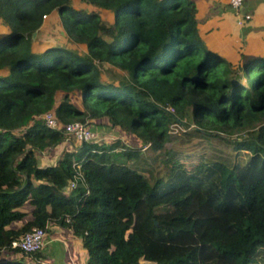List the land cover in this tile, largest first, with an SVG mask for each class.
<instances>
[{
  "label": "trees",
  "instance_id": "obj_1",
  "mask_svg": "<svg viewBox=\"0 0 264 264\" xmlns=\"http://www.w3.org/2000/svg\"><path fill=\"white\" fill-rule=\"evenodd\" d=\"M79 1L0 0V264H46L43 245L10 242L51 225L80 238L84 264H264V51L232 62L213 50L195 0ZM53 11L81 50L33 47ZM110 67L117 79L102 76ZM48 110L135 144L92 129L96 141L41 164L72 138L44 124ZM192 137L234 154L186 167L165 142Z\"/></svg>",
  "mask_w": 264,
  "mask_h": 264
},
{
  "label": "crops",
  "instance_id": "obj_2",
  "mask_svg": "<svg viewBox=\"0 0 264 264\" xmlns=\"http://www.w3.org/2000/svg\"><path fill=\"white\" fill-rule=\"evenodd\" d=\"M195 5L199 34L205 43L220 55L232 62H237L240 59V52L262 53L264 51V0H242L238 12L250 13V18L243 24L236 23V11L230 8L228 0H195ZM49 15L53 14L49 13ZM39 29L36 32L37 39L43 36ZM38 43L35 42L33 47L41 49L44 44L37 45ZM50 227L52 233L44 240V258L50 260L57 258L56 263L53 261V264H75L77 258L72 256L70 250L73 248L72 244L78 243L80 250L85 251L80 238L73 235L70 229L58 225ZM64 233L67 234L68 244L64 243L66 240L59 238ZM49 243L50 246H47ZM68 248H70L69 252ZM58 250H61L63 255L60 263ZM84 254L83 262L79 264H84L86 253Z\"/></svg>",
  "mask_w": 264,
  "mask_h": 264
},
{
  "label": "rangeland",
  "instance_id": "obj_3",
  "mask_svg": "<svg viewBox=\"0 0 264 264\" xmlns=\"http://www.w3.org/2000/svg\"><path fill=\"white\" fill-rule=\"evenodd\" d=\"M72 3L75 4V6H79V5H84L82 2H80L79 0H72ZM240 7V6H239ZM100 12V16L103 20L105 21H111V13L108 10H104V9H98ZM238 12V11H237ZM51 14L53 15H49L47 14L45 17H43V20L41 25H40V31L42 32V35L39 39H37V36L34 32V36H33V45L35 44V42H39L37 45H43V47H45L48 44H60L63 46H71L73 48H76L77 50H81L80 45L78 44H73V43H69L67 41V39L64 37V32L63 29L61 28V24L60 21L58 19V15L56 12H51ZM243 24V23H242ZM2 23L0 22V30L2 28ZM40 40V41H39ZM82 46V45H81ZM41 47V48H43ZM5 69L4 70H0V74L5 73ZM122 71L115 68V67H110V69L108 70H104L102 71V76L103 77H107L109 79H117L118 78V74H121ZM73 101H77V98L75 95L71 96ZM95 120V119H94ZM93 121L88 120L87 123L90 124L89 126L95 128L96 125H94L92 123ZM92 128V129H93ZM97 132L98 135H101L103 138L102 140H106V141H112L114 140L117 136V134L120 133H116L114 130L110 129V130H101V128H96L93 129ZM181 131V130H179ZM174 131H172L173 133ZM171 133V132H170ZM174 133H179V132H174ZM121 135V139L126 142V144H135L132 142V140L128 137V136H124L122 134ZM119 138V137H118ZM78 145V141L74 140L73 138H68L66 139V141L64 142H60L58 143L56 146L52 147L51 149L49 148H45L43 149L41 152H39L38 154V161L41 164H45V163H49V162H53L55 160V158L60 154V152L65 149V148H71L72 146ZM166 146H173V148L177 151V153H179V157L178 159L183 162L185 164L186 167H191L198 159V157L202 154V155H206V154H216L220 151H223V153H227L229 154V156L231 157L232 154H234V152L231 149L230 144H225L222 141H220L217 138L211 137V138H204V137H192L191 140L189 142L186 143H181V144H177L175 142V140H170V141H166L165 142ZM144 147V146H143ZM143 150V148H142ZM144 151V150H143ZM52 233L51 231V227L49 228V230H46L45 232V237L50 235ZM67 234L64 233V235H60V239L62 238L63 240H66L68 237L66 236ZM56 242V241H54ZM67 243V240L66 242ZM72 244L73 248L70 250V248H68V252L70 250V253L72 254L73 257L77 258L75 260V264H79L81 261L83 262V256L85 257V251L80 250V244ZM45 245L43 244L41 251L43 250V247ZM50 246V243L47 245ZM46 246V247H47ZM48 248V247H47ZM45 251V248L44 250ZM62 251L58 250L57 254H58V258H59V263L61 262L60 259H62L61 255ZM61 255V256H60ZM57 257V255H55ZM74 258V259H75ZM57 258L54 259H49L46 261H41V262H45L46 264H53V261L56 263ZM35 262V260L33 261Z\"/></svg>",
  "mask_w": 264,
  "mask_h": 264
},
{
  "label": "built area",
  "instance_id": "obj_4",
  "mask_svg": "<svg viewBox=\"0 0 264 264\" xmlns=\"http://www.w3.org/2000/svg\"><path fill=\"white\" fill-rule=\"evenodd\" d=\"M242 0H228L230 8L236 11V23L242 24L250 18L248 12H237ZM43 122L50 128L62 127L64 134L74 138L76 141H96L98 138L92 129L84 123L74 120L62 124L54 116L52 111L48 110L42 114ZM169 132H176L178 129L184 128L177 122H172L169 126ZM74 186V180H69L67 187ZM45 231L41 227L32 226L30 229L22 233L18 238L11 240L10 246L16 247L22 251H33L40 248L44 243Z\"/></svg>",
  "mask_w": 264,
  "mask_h": 264
},
{
  "label": "water",
  "instance_id": "obj_5",
  "mask_svg": "<svg viewBox=\"0 0 264 264\" xmlns=\"http://www.w3.org/2000/svg\"><path fill=\"white\" fill-rule=\"evenodd\" d=\"M32 36H34V32L32 33Z\"/></svg>",
  "mask_w": 264,
  "mask_h": 264
}]
</instances>
